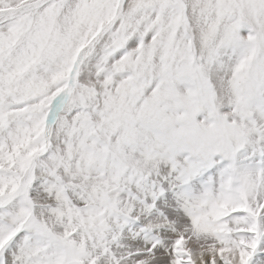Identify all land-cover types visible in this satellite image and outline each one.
<instances>
[{"label": "snow or ice", "instance_id": "snow-or-ice-1", "mask_svg": "<svg viewBox=\"0 0 264 264\" xmlns=\"http://www.w3.org/2000/svg\"><path fill=\"white\" fill-rule=\"evenodd\" d=\"M0 264H264V0H0Z\"/></svg>", "mask_w": 264, "mask_h": 264}]
</instances>
